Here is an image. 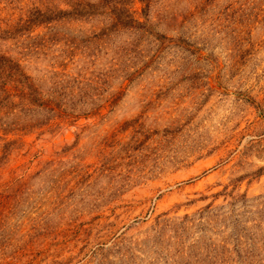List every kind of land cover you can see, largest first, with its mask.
<instances>
[{
  "label": "rangeland",
  "instance_id": "1",
  "mask_svg": "<svg viewBox=\"0 0 264 264\" xmlns=\"http://www.w3.org/2000/svg\"><path fill=\"white\" fill-rule=\"evenodd\" d=\"M0 57V264H264V0H0Z\"/></svg>",
  "mask_w": 264,
  "mask_h": 264
},
{
  "label": "trees",
  "instance_id": "2",
  "mask_svg": "<svg viewBox=\"0 0 264 264\" xmlns=\"http://www.w3.org/2000/svg\"><path fill=\"white\" fill-rule=\"evenodd\" d=\"M77 6H82L83 4L77 2ZM84 8V12L86 13V11L90 14L92 13L93 9L95 8L94 6H91L89 4H86ZM91 11V12H90ZM95 11V10H94ZM56 15H53L52 12L50 14L49 13H42V12H38V16L37 19L40 23H48L51 20H54L55 18H59V17H63V15H68L66 13V11H60V12H55ZM79 16L83 15V14H77ZM0 70L1 71H5V70H10V75H12V77H17L20 76L21 80L24 81L25 80V76L20 72L19 67L15 65V63H13L11 60H8L5 57H0ZM23 94L25 95V98L30 99L33 95V91H29V93L23 92Z\"/></svg>",
  "mask_w": 264,
  "mask_h": 264
}]
</instances>
